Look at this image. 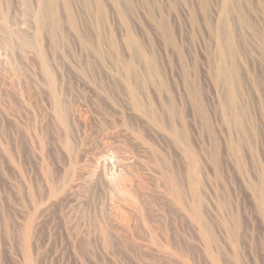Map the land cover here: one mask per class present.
<instances>
[{
    "label": "rangeland",
    "instance_id": "1",
    "mask_svg": "<svg viewBox=\"0 0 264 264\" xmlns=\"http://www.w3.org/2000/svg\"><path fill=\"white\" fill-rule=\"evenodd\" d=\"M0 264H264V0H0Z\"/></svg>",
    "mask_w": 264,
    "mask_h": 264
}]
</instances>
